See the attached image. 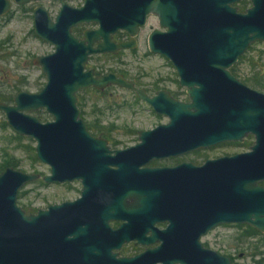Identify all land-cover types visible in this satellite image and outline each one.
<instances>
[{
	"label": "water",
	"instance_id": "1",
	"mask_svg": "<svg viewBox=\"0 0 264 264\" xmlns=\"http://www.w3.org/2000/svg\"><path fill=\"white\" fill-rule=\"evenodd\" d=\"M241 1L84 0L80 8L62 3L55 22L43 8L34 9V34L55 50L32 60L46 83L37 93L18 92L11 105L0 102V112L17 136L35 141L36 158L50 174L41 178L12 167L0 173V264H233L200 237L227 224L264 235V188L257 185L264 180V95L230 72L250 45L264 43V0H249L244 13L235 6ZM10 8L9 0H0V19ZM148 15L161 29L150 34L149 52L173 65L188 103L168 92L149 98L121 75L84 71L90 56L129 48L112 44L111 35L124 30L134 36ZM90 23L99 29L74 40L71 29ZM110 87L134 91L169 123L139 132L135 147L109 150L80 118L77 93ZM38 110L52 121L41 123L32 115ZM248 134L256 139L248 153L201 167L140 169L153 158L242 142ZM40 178L46 184L80 181L81 196L27 215L18 193ZM112 221L122 225L113 230ZM162 222L169 223L165 230L154 228ZM130 240L159 244L119 256Z\"/></svg>",
	"mask_w": 264,
	"mask_h": 264
},
{
	"label": "rangeland",
	"instance_id": "2",
	"mask_svg": "<svg viewBox=\"0 0 264 264\" xmlns=\"http://www.w3.org/2000/svg\"><path fill=\"white\" fill-rule=\"evenodd\" d=\"M243 1L246 3L245 9H248L251 6L249 1ZM80 3L81 1H74L71 4L75 6ZM239 3L235 5L237 8H239ZM35 4L25 5L22 8L12 4L11 11L0 21V97L5 95L14 97L20 91L36 93L46 82L44 75L38 67L32 65L31 61L34 57L52 53L54 47L38 39L33 32L32 10ZM42 6L54 18L57 5L43 3ZM151 28L159 29L157 20L150 19L143 34L145 35ZM257 43L252 44L250 57L255 58L260 55L258 51L264 50V43ZM263 64L264 60L260 62V66ZM88 66L103 73H107L109 70L122 71L127 77L142 74L144 75L142 82L146 84H151L159 78L162 80L158 84L160 87L178 94L181 99L184 98L182 94L185 90L178 87L174 81L176 78L174 68L162 56L150 54L145 47L143 37L140 38L136 52L123 53L115 59L93 56L89 60ZM252 74L253 71L247 63L240 65V78H249ZM254 78L256 81L264 82V77L261 75H255ZM244 84L254 89L250 83ZM254 90L264 92L257 88ZM78 97L81 104L78 107L81 112L80 117L84 123L87 126L90 124L91 128L97 124L96 127L103 130L114 150L125 149L137 144L138 131L151 130L159 124L167 123L166 118L155 115L148 105L137 100L131 92L126 90L110 88L101 95L93 90H87L81 91ZM36 115L42 122L52 120V117L46 113ZM35 146L34 140L17 136L6 125L5 116L0 112V168L3 166L6 168L5 164L13 160L16 164L14 169L18 171L49 175V167L34 160ZM246 151H248L246 147L222 145L205 150L198 160L201 163L206 159L230 156ZM80 191L81 184L79 182L44 185L43 182L37 181L20 190L17 196V205L25 213L35 214L37 210L46 209L48 205L77 199L80 196ZM244 232L243 226L239 227V225L219 226L202 237L200 241L204 247L229 256L234 264H255L258 259H262L264 264V244L258 238L245 236ZM123 249H125L124 253L132 255L142 251L143 246L127 244Z\"/></svg>",
	"mask_w": 264,
	"mask_h": 264
},
{
	"label": "flooded vegetation",
	"instance_id": "3",
	"mask_svg": "<svg viewBox=\"0 0 264 264\" xmlns=\"http://www.w3.org/2000/svg\"><path fill=\"white\" fill-rule=\"evenodd\" d=\"M10 2H11V8H12V4H14V5H16V6H18L19 8H22V6H25V5H29V4H33V3H36L35 4V7L33 8V10H32V18H33V14H34V9L35 8H37V7H41V8H43L47 13H48V15H49V18H50V20L52 21V22H55V19H56V17H57V15L59 14V11L61 10V8H62V3L63 4H65V5H67V6H69V7H72V8H80V7H82L83 5H84V0H63V2L61 1V0H36V1H33V2H29V3H27V4H24V5H17V4H15L14 3V1L13 0H9ZM74 1H78V2H80L81 1V3L79 4V5H72L71 3L72 2H74ZM249 1V0H248ZM43 3H48V4H56L57 5V12H56V15L54 16V18H52L51 17V15H50V13L48 12V10H46L43 6H42V4ZM250 3V2H249ZM11 8H10V11H11ZM239 10V9H238ZM246 10V9H245ZM245 10L242 12V13H244L245 12ZM9 11V12H10ZM8 12V13H9ZM240 12V11H239ZM8 13L6 14V15H8ZM6 15L4 16V17H2L1 19H0V21L2 20V19H4L5 17H6ZM150 19H155V20H157V17L156 16H153V15H148L147 16V18H146V23H145V26H143V27H138V30H137V33L134 35V36H130L126 31H124V30H118L116 33H114V34H112L111 35V38H110V42L112 43V44H114V45H120V44H128L130 47L129 48H126V49H122V50H120L119 52H118V54H116V55H112V54H105V55H94V56H101V57H103V58H111V59H115V58H117V57H119L120 55H122L123 53H134V52H136L137 50H138V47H139V42H140V38L141 37H143V42H145V47L147 48V51L149 52V47H148V39H149V36H150V34L154 31V30H161V29H150V31L149 32H147V33H145V35L143 34L145 31H146V29H147V24H148V21L150 20ZM33 29H34V19H33ZM99 29V24L98 23H90V24H82V25H78L77 27H75V28H72L71 29V31H70V33H71V35H72V37L74 38V40H77V41H83L84 40V38H85V33H87V32H93V31H96V30H98ZM34 32V31H33ZM36 36V35H35ZM38 38V37H37ZM38 39H40V38H38ZM41 40V39H40ZM41 41H43V40H41ZM43 42H45V41H43ZM46 43H48V42H46ZM103 43V40H99V41H96L94 44H93V47L94 48H96V47H98V44H102ZM50 44V43H49ZM255 44V43H254ZM52 45V44H51ZM53 46V45H52ZM54 47V46H53ZM55 51V50H54ZM54 51L52 52V53H54ZM52 53H50V54H52ZM150 53V52H149ZM151 54V53H150ZM46 55H49V54H46ZM46 55H43V56H46ZM152 55H154V54H152ZM159 56V55H158ZM38 57H42V56H38ZM91 57H93V56H90L89 57V60L91 59ZM35 58V57H34ZM33 58V59H34ZM32 59V60H33ZM89 60H88V62H89ZM169 62V61H168ZM31 63H32V61H31ZM170 63V62H169ZM237 64V63H236ZM235 64V65H236ZM245 64V63H244ZM247 64H249L248 62H247ZM33 65V64H32ZM170 65L173 67V65L170 63ZM174 68V67H173ZM40 70V69H39ZM88 70H94V71H96V72H99V73H101V74H108V73H113V74H116V75H121V76H123L126 80H128L129 82H131L133 85H134V87L137 89V90H142L145 94H146V96L147 97H149V98H152V97H155V96H157V94L158 93H160V92H168L169 93V95H170V97H172L173 99H175V100H177V101H179V102H182V103H188L189 102V98H188V96H187V94H186V88H184V87H180V85H179V78H178V76H177V73H176V71H175V73H174V75L176 76V78H175V83H177V85H178V87H180V88H183L185 91H184V93L182 94L183 95V99H181L180 98V96L178 95V94H174V93H172V92H170V91H168V90H165L163 87H160L158 84L162 81L161 79L159 80V78H157V79H155L151 84H146V83H143L142 82V78L144 77V75H142V74H136V75H133L132 77H127V75L125 74V73H123L122 71H120V72H116L115 70H109V72H107V73H103V72H101V71H98L97 69H94V68H90L89 66H88V63L86 64V66H85V69H84V71H88ZM175 70V69H174ZM41 72V71H40ZM231 72V71H230ZM232 74V73H231ZM262 74V73H261ZM45 77V76H44ZM236 78V77H235ZM236 79H238V78H236ZM46 80V79H45ZM239 81H240V79H238ZM240 82H242V81H240ZM46 83V82H45ZM243 83V82H242ZM244 84V83H243ZM45 85V84H44ZM245 85V84H244ZM44 87V86H43ZM42 87V88H43ZM248 87V86H247ZM41 88V89H42ZM110 88H117V87H110ZM110 88H107V89H110ZM40 89V90H41ZM107 89H105L104 91H97V90H95V89H93V88H89V89H86V90H80L78 93H77V99H78V103H77V109L79 110V105H81L80 104V98L78 97V95H79V93L81 92V91H87V90H93L94 92H96L97 94H99V95H101L102 93H104ZM119 89V88H118ZM251 89V88H250ZM254 89H256V88H254ZM253 89V90H254ZM122 90H124V89H122ZM259 90V89H258ZM127 91V90H126ZM39 92V91H38ZM129 92H131L133 95H134V97L137 99V100H139L137 97H136V93L134 92V91H129ZM257 92H259V91H257ZM37 93V92H36ZM259 93H261L262 95H264V92H259ZM139 101H141V100H139ZM12 102H13V99H12ZM12 102L11 103H9L8 105H11L12 104ZM141 102H143V101H141ZM3 103V102H2ZM143 103H145V102H143ZM6 104V103H5ZM146 104V103H145ZM147 105V104H146ZM151 110L153 111V109L151 108ZM79 112H80V110H79ZM154 112V111H153ZM41 113H46L45 112V110H38L37 112H35V113H33L32 115H34V116H36L37 117V115L36 114H41ZM83 113V112H82ZM47 114V113H46ZM154 114L155 115H157V116H162V115H158V114H156L155 112H154ZM49 115V114H48ZM50 116V115H49ZM80 116H81V112H80ZM164 117V116H163ZM38 118V117H37ZM81 118V117H80ZM164 118H166V117H164ZM39 119V118H38ZM82 119V118H81ZM167 119V123H165V124H159V125H157L155 128H157L158 126H160V125H167L168 123H169V119L168 118H166ZM39 121L41 122V123H46V122H50V121H46V122H42L40 119H39ZM52 121V120H51ZM83 121V120H82ZM84 122V121H83ZM85 124V123H84ZM86 125V124H85ZM86 127H87V130H88V132L90 133V135L92 136V137H94V138H96V139H101V140H104V141H106L107 142V146H108V148H109V150H111V151H119V150H125V149H128V148H132V147H135L136 145H138L139 143H140V140H139V136H138V133L139 132H148V131H152V130H154L155 128H153V129H151V130H147V131H138L137 132V139H138V143L137 144H135L134 146H130V147H127V148H125V149H119V150H114L113 149V145L111 144V142L109 141V140H107L106 139V137H105V135H104V132H103V130H99L100 128H98V127H93V128H98L97 130H92L93 128H91V130H89L88 129V126L86 125ZM20 137V136H19ZM27 138V137H26ZM255 136L254 135H251V134H248L244 139H243V141L242 142H226V143H221V144H219V145H216V146H213V147H211V148H214V147H217V146H222V145H232V146H242V147H246L247 149H248V151H246V152H244V153H248V152H250V148L254 145V143H255ZM211 148H207V149H196V150H193V151H190V152H187V153H183V154H180V155H176V156H169V157H165V158H161V159H158V158H153V159H151L150 161H149V163L148 164H146V165H144V166H142V167H140V169H144V168H147V169H174V168H176V167H178V166H180V165H183V164H191V165H193L194 167H201V166H203L204 165V163L206 162V161H208V160H215V159H218V158H221V157H230V156H233V155H236V154H242V153H236V154H232V155H230V156H228V155H225V156H221V157H218V158H214V159H206V160H204L203 162H199V160H198V158L200 157V156H202V154L204 153V151L205 150H208V149H211ZM35 150V149H34ZM35 157H36V155H35ZM36 160H37V158H36ZM7 168V167H6ZM6 168H4V169H6ZM110 168L111 169H113V170H116L117 169V167L116 166H110ZM3 169V170H4ZM2 170V171H3ZM1 171V172H2ZM0 172V173H1ZM34 174H38V175H40V177L42 178V177H44V176H47V175H41V174H39V173H34ZM50 174V173H49ZM39 179V180H37V181H41V182H43L42 181V179ZM36 181V182H37ZM73 182H79L80 184H81V182L80 181H73ZM73 182H67V183H73ZM67 183H64V184H67ZM43 184L44 185H51V184H46V183H44L43 182ZM54 184H59V183H54ZM257 185L259 186V187H262V188H264V180H262V181H260L259 183H257ZM81 190H82V184H81ZM80 196H81V191H80ZM80 196L78 197V198H80ZM77 198V199H78ZM77 199H75V200H77ZM75 200H73V201H75ZM73 201H66V202H73ZM63 203V202H62ZM54 205H56V204H54ZM49 206V205H48ZM47 208V207H46ZM39 210H45V209H39ZM25 212V211H24ZM38 212V210L35 212V214ZM25 214H27V213H25ZM27 215H34V214H31V213H28ZM109 225H110V227L113 229V230H116V229H118L121 225H122V221H112V222H110L109 223ZM168 225H169V223L168 222H162V223H157V224H155L154 225V228L155 229H157V230H159V231H162V230H165L167 227H168ZM227 225H230V224H227ZM220 226H225V225H220ZM219 227V226H218ZM217 228V227H216ZM215 229V228H214ZM212 231V230H211ZM209 233V232H208ZM207 233V234H208ZM206 234V235H207ZM148 237H150V233H147V235H146V238H148ZM204 237V236H203ZM202 237H200V239H201ZM200 239H199V241H200ZM201 242V241H200ZM127 244H133L134 246H143V250L142 251H140L139 253H141V252H143L146 248H153V247H155V246H157L158 244H159V242H154V243H151V244H149V245H145V244H142V243H138V241L137 240H130V241H128V242H125L122 246H121V248L118 250V253H119V256H134V255H137V254H139V253H136V254H132V255H129L128 253H124V251H125V249H123V247L125 246V245H127ZM227 256V255H226ZM229 257V256H228ZM230 258V257H229ZM157 264H161V263H157Z\"/></svg>",
	"mask_w": 264,
	"mask_h": 264
},
{
	"label": "trees",
	"instance_id": "4",
	"mask_svg": "<svg viewBox=\"0 0 264 264\" xmlns=\"http://www.w3.org/2000/svg\"><path fill=\"white\" fill-rule=\"evenodd\" d=\"M245 1H242L239 3V11L240 12H243L245 10ZM259 44V43H257ZM252 48L253 46L250 45L249 48L247 49V51L245 52L244 55H242L239 59H238V62L236 65H234L230 71L232 73V75L240 80H242V82L244 83H250V86L253 87V88H257V89H260V91H264V82H260V81H256L254 76L255 75H261L264 77V64L262 66H260V62L264 60V50H260L258 51V53L260 55L256 56L255 58L253 57H250L249 56V53L252 51ZM249 63L248 65L250 66V69L253 71V74L252 76L250 75L249 78L247 77H241L239 76V67L240 65H242L243 63ZM255 71H257L255 73ZM262 73V74H261ZM251 77V78H250ZM103 94V93H102ZM12 95H5L4 97H0V102H3V103H11L12 102ZM96 111H98L96 109ZM97 124H94L93 127H96ZM2 126H5V124H2ZM91 125L89 124L88 125V129L91 130ZM34 160H36V157L34 155ZM6 167H12V168H15L16 164L13 162V160H10L8 161L6 164ZM4 168L1 167L0 168V172L1 170ZM242 227L245 229V232H244V235L245 236H250V238H258L259 240H261V242L264 244V235L262 234H259L256 230L252 229L251 227L249 226H246V225H239V227ZM258 246V245H256ZM232 263H233V260L231 259ZM234 264V263H233ZM255 264H263V260L262 259H258L256 260Z\"/></svg>",
	"mask_w": 264,
	"mask_h": 264
}]
</instances>
